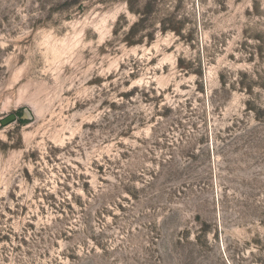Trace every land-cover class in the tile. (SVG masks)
Masks as SVG:
<instances>
[{
	"label": "rangeland",
	"instance_id": "1",
	"mask_svg": "<svg viewBox=\"0 0 264 264\" xmlns=\"http://www.w3.org/2000/svg\"><path fill=\"white\" fill-rule=\"evenodd\" d=\"M0 264H264V0H0Z\"/></svg>",
	"mask_w": 264,
	"mask_h": 264
},
{
	"label": "water",
	"instance_id": "2",
	"mask_svg": "<svg viewBox=\"0 0 264 264\" xmlns=\"http://www.w3.org/2000/svg\"><path fill=\"white\" fill-rule=\"evenodd\" d=\"M16 120V115L15 114H10L9 116L5 117L2 119V124L3 125H8L11 122H14Z\"/></svg>",
	"mask_w": 264,
	"mask_h": 264
}]
</instances>
